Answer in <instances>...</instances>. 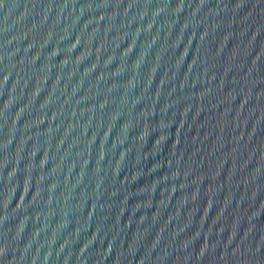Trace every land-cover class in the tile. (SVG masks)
<instances>
[{
    "label": "water",
    "instance_id": "95a60500",
    "mask_svg": "<svg viewBox=\"0 0 264 264\" xmlns=\"http://www.w3.org/2000/svg\"><path fill=\"white\" fill-rule=\"evenodd\" d=\"M0 264H264V0H0Z\"/></svg>",
    "mask_w": 264,
    "mask_h": 264
}]
</instances>
